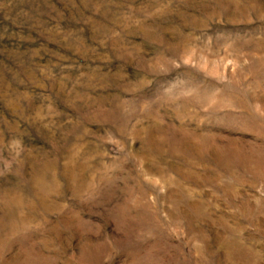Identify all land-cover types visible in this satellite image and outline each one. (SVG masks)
Listing matches in <instances>:
<instances>
[{
    "label": "rangeland",
    "instance_id": "obj_1",
    "mask_svg": "<svg viewBox=\"0 0 264 264\" xmlns=\"http://www.w3.org/2000/svg\"><path fill=\"white\" fill-rule=\"evenodd\" d=\"M0 264H264V0H0Z\"/></svg>",
    "mask_w": 264,
    "mask_h": 264
}]
</instances>
